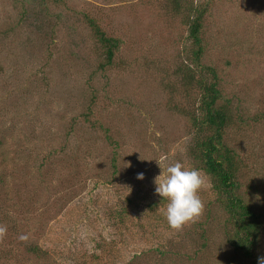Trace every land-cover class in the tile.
<instances>
[{"label": "rangeland", "instance_id": "1", "mask_svg": "<svg viewBox=\"0 0 264 264\" xmlns=\"http://www.w3.org/2000/svg\"><path fill=\"white\" fill-rule=\"evenodd\" d=\"M198 14L202 62L234 115L225 142L240 157L239 192L264 213V0H0V264H252L227 241L222 194L177 108L198 113L179 71ZM86 15L120 39L105 68ZM157 159L206 179L204 214L180 233L155 191ZM33 241L49 260L26 251Z\"/></svg>", "mask_w": 264, "mask_h": 264}, {"label": "trees", "instance_id": "2", "mask_svg": "<svg viewBox=\"0 0 264 264\" xmlns=\"http://www.w3.org/2000/svg\"><path fill=\"white\" fill-rule=\"evenodd\" d=\"M42 1L47 2V0ZM181 11V7L177 9V12ZM85 18L97 43L105 53L106 61L101 65V68H105L113 62L121 44L120 39L110 36L94 17L86 15ZM202 22V14H198L191 22L190 35L194 49L191 59L186 61L184 67L179 68L186 94L192 96L194 90L199 92V98L196 99L199 101L198 113L186 108H177L196 127L194 135L196 140L190 151L192 156L202 162V168L212 178L213 187L222 194L220 200L229 216L225 231L228 243L245 260L252 264H259L262 257L259 248L264 237V213L256 207L250 197H244L239 192L242 187L238 181L241 170L240 157L235 149L225 142V132L232 124L234 115L230 103L223 101L222 76L217 67L205 65L202 62L205 51L200 37ZM258 119V116L253 118L254 121ZM240 122L246 123V120L243 119ZM117 216L119 218L117 225L124 224L125 213L118 211ZM203 232L200 234L204 238L200 248L201 253L207 251L206 246L209 240V236ZM26 251L43 261L49 260L52 254V250L34 241L27 243ZM130 263L133 262H125V264Z\"/></svg>", "mask_w": 264, "mask_h": 264}, {"label": "clouds", "instance_id": "3", "mask_svg": "<svg viewBox=\"0 0 264 264\" xmlns=\"http://www.w3.org/2000/svg\"><path fill=\"white\" fill-rule=\"evenodd\" d=\"M156 161L162 173L154 179L155 191L162 200L167 201L164 216L169 228L180 233L199 222L204 214L205 203L200 192L206 185V179L199 169L187 168L179 161L167 167L162 159ZM137 178L144 179V174H138ZM7 232V226L0 224V243L4 242ZM18 238L27 242L29 236L21 234ZM259 264H264V257L260 258Z\"/></svg>", "mask_w": 264, "mask_h": 264}]
</instances>
